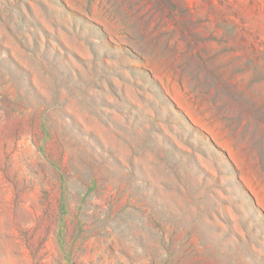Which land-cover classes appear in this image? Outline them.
Here are the masks:
<instances>
[{"label": "rangeland", "instance_id": "rangeland-1", "mask_svg": "<svg viewBox=\"0 0 264 264\" xmlns=\"http://www.w3.org/2000/svg\"><path fill=\"white\" fill-rule=\"evenodd\" d=\"M0 264H264V0H0Z\"/></svg>", "mask_w": 264, "mask_h": 264}]
</instances>
